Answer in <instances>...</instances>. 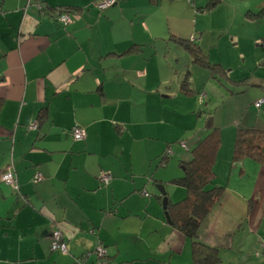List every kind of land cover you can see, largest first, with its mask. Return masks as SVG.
<instances>
[{
  "label": "crops",
  "instance_id": "obj_1",
  "mask_svg": "<svg viewBox=\"0 0 264 264\" xmlns=\"http://www.w3.org/2000/svg\"><path fill=\"white\" fill-rule=\"evenodd\" d=\"M93 1L0 0V172L11 167L19 186L17 193L0 181V264H79L98 244L110 264H192V241L167 222L156 185L170 202L185 196L159 167L160 155L186 132L198 129L194 144L206 131L202 113H192L198 102L186 97L199 93L191 81L196 67L188 66L193 91L185 94L186 74L175 80L173 63L183 54L189 60L176 40L197 35L194 7L206 0H179L175 10V0H117L102 11ZM221 1L240 21L232 42H217L216 60L202 29L193 41L217 63L225 90L217 103L237 110L230 139L238 128L264 130V12L257 3ZM66 7L80 10L62 26L53 16ZM175 87L183 96L177 104H185L179 112L165 103L176 99ZM74 125L85 129L83 140L71 136ZM221 149L213 170L224 188L197 238L217 250V264H264V164ZM36 171L43 179L33 183ZM103 171L112 177L105 187ZM54 229L67 253L51 250Z\"/></svg>",
  "mask_w": 264,
  "mask_h": 264
},
{
  "label": "trees",
  "instance_id": "obj_2",
  "mask_svg": "<svg viewBox=\"0 0 264 264\" xmlns=\"http://www.w3.org/2000/svg\"><path fill=\"white\" fill-rule=\"evenodd\" d=\"M220 2L221 0H206L202 9L210 10ZM78 10L80 8L59 9L60 12L69 11L73 13ZM261 12H264V8ZM176 41L190 54L193 62L215 71V73L210 72V74L217 77V63L209 61L206 55L202 54L197 43L191 40L185 42L178 39ZM188 74L189 72H186L181 82V90L185 94H192L193 90L190 87ZM39 114V117H45V109H41ZM220 142V128L213 125L212 112H209L206 131L194 144L188 147L189 157L180 161L183 170L182 175L172 180L173 184L184 188L185 196L176 202L168 200L166 209L171 224L192 241V264H217L219 259L216 249L198 240L197 230L224 188L216 182V174L213 170ZM168 146L166 145L165 150L160 155L159 166L166 163L170 158L167 150L171 148ZM242 157H248L264 164V130L238 128L235 131L232 159L238 160Z\"/></svg>",
  "mask_w": 264,
  "mask_h": 264
},
{
  "label": "rangeland",
  "instance_id": "obj_3",
  "mask_svg": "<svg viewBox=\"0 0 264 264\" xmlns=\"http://www.w3.org/2000/svg\"><path fill=\"white\" fill-rule=\"evenodd\" d=\"M228 1H231L234 3H248V2L249 3H257L258 5L260 4V7H256L257 8L256 10H258L260 8H264V0H228ZM189 2H191L192 4H194L195 2L197 3V1H195V0H189ZM179 4H180L179 0L178 1L175 0L174 3L172 4V9L175 10V7ZM180 5H182V4H180ZM219 5H221L219 10H217V8H216L214 10L211 9L209 11H206V10L202 11L203 9H200V8L197 9L198 7L197 8L194 7L196 14H194V16H193V18L196 19L195 20L196 21V27L198 30L197 35L199 34V31L202 29L203 36H204L203 41L205 44V45H203L204 49H207V51L209 52V56L213 59H216V60H217V50H218L217 42L219 41L220 43H222V42H225L227 39V40H229V43H231L232 42L230 40L231 33H233L234 36L236 35L235 34L236 31L234 29H235L237 23H240L238 17L234 16L232 14V12H230L227 4H224L221 1V3ZM196 6H197V4H196ZM221 25H223V27L225 26L224 27L225 29H223V31H221V30L218 31L217 28H219ZM197 35H191L189 37V39L191 37H195V39H196ZM208 39H210V41H208ZM207 41H208V43H207ZM259 43H260V41H259ZM228 48L230 51H233V49L230 46H228ZM219 50L218 51L221 53V48ZM221 56H223V54ZM185 57L186 56L183 54V58H181L179 60L176 59L177 57L174 58L173 63L177 66V68L175 70V72H176L175 73V76H176L175 80L181 79V77L184 76V74H186V72L188 71V66H189V69H192L193 66L196 67L195 70L191 71V77H192L191 81H192V85H194L196 87V89L199 90V93L193 94L190 96H186V97H190L191 99H193V101L195 103L198 102V110L192 111V113L196 116L198 112H201L202 115L200 118L202 119L203 123L200 122V125H201V123H202V125H204V124H206L205 123V115L208 116V113L210 112V111L208 112V110L213 111L212 123H213V125L215 124L216 126L218 125L221 127L220 128V131H221L220 147L222 149H221L220 153H222V155H223V153H225L227 151L229 152V148H230V150H231L230 155H231L232 150H233L234 137L232 138L230 136V139H229V135H227V131L230 129L229 124L232 122L231 118H233L237 114V110L234 109L235 106L232 102L225 103L224 105L217 103L218 101H220V95L223 92L225 93V90H220V87L218 86V83H217V77L216 76H212L211 78H209L210 72L215 73V71L208 69V68L201 67L200 65H198L197 62H193L191 56H190L188 61H185ZM203 81H206V82L202 83ZM173 93L175 94L176 99L175 98L168 99L165 102L166 105H168L169 107H173L174 111H176V112L184 110L185 104L184 105L177 104V103H183V101L178 99V98L181 99L183 97L179 93V89L177 87L173 88ZM183 99H185V98H183ZM200 118H198V119H200ZM190 120H193V117L190 118ZM234 129H235V127H234ZM197 130L198 129L194 128L191 131L183 134L182 137L180 136V137H178L177 140L175 139L174 141H172L168 144L169 145L168 147L171 148L172 153L170 155V158L167 160V162L160 165L159 167L161 169L167 170V172L169 174H171L169 176H172L174 178V177H179L182 175L183 170H182V167L180 165L181 157L182 158H186V157L188 158L189 152H187L188 151L187 148L184 149L183 147H181L180 142L181 141L185 142L187 147H190V145L192 144V142L190 141L191 137L194 134H196V132H198ZM173 172L175 174H172ZM221 174H225V172L221 173ZM169 182H167V183H169ZM172 187H175L176 189H181L179 186H176L174 184L172 185ZM164 189H165V187H164ZM145 190L149 191V189L144 188L140 192V194L143 195V192ZM154 190L156 191L157 189L155 188ZM165 192H167L166 189H165ZM17 193H19V192H17ZM168 198H169V196H167V199Z\"/></svg>",
  "mask_w": 264,
  "mask_h": 264
},
{
  "label": "built area",
  "instance_id": "obj_4",
  "mask_svg": "<svg viewBox=\"0 0 264 264\" xmlns=\"http://www.w3.org/2000/svg\"><path fill=\"white\" fill-rule=\"evenodd\" d=\"M29 1L30 0H26V3L28 4ZM116 3H117V0H94L92 2V6L94 8H96L98 11H102L106 8H109L113 5H115ZM39 7L41 8V6H39ZM53 19L58 24H60L62 26H66L72 22L73 12H69V11L60 12L59 11L56 14H54ZM190 40L191 41L195 40V37H191ZM259 41L261 44H264V39L259 40ZM261 103H262V99H259L255 103V106L259 107V105ZM36 126H37L36 121H33L32 123H30L28 125V128L34 129V128H36ZM70 132H71V136L76 141L83 140L85 137V129L78 126V125H74L71 128ZM181 142H180L181 147H183L184 149H186V148L188 149L185 142H182V143ZM167 151H168L167 153H169L171 155L172 150L168 149ZM42 179H43V175L39 171H37L33 175L32 182L38 183ZM111 179H112L111 174L108 172H104V171L100 173L99 178H98L101 186H104V187L109 185V183L111 182ZM0 181L5 183L6 185L10 186L16 192H19V186L17 183L16 175H15L14 171L11 169V167H6L5 170L0 172ZM143 195L148 196V193L144 191ZM90 232H94V230L91 229ZM49 239H50L51 250L60 251L63 254L67 253L66 243L63 240L62 235L58 229H54L53 231H51ZM260 247H261L262 251H264V238H262L260 240ZM89 255H93L94 258L91 261V263H86ZM77 263H79V264H110V262L108 260L107 250H106L105 246H103L102 244H98L93 249V251L84 253L80 258L77 259Z\"/></svg>",
  "mask_w": 264,
  "mask_h": 264
},
{
  "label": "water",
  "instance_id": "obj_5",
  "mask_svg": "<svg viewBox=\"0 0 264 264\" xmlns=\"http://www.w3.org/2000/svg\"><path fill=\"white\" fill-rule=\"evenodd\" d=\"M156 187H157L158 191L162 195V206H163V209H164L165 218H166V220H167L168 223H171L170 222V218H169L168 211L166 209L167 203H168V199H167V196H166L165 189H164V187L161 184L156 185Z\"/></svg>",
  "mask_w": 264,
  "mask_h": 264
},
{
  "label": "clouds",
  "instance_id": "obj_6",
  "mask_svg": "<svg viewBox=\"0 0 264 264\" xmlns=\"http://www.w3.org/2000/svg\"><path fill=\"white\" fill-rule=\"evenodd\" d=\"M260 243V242H259ZM55 251V250H54ZM60 252V251H59Z\"/></svg>",
  "mask_w": 264,
  "mask_h": 264
}]
</instances>
